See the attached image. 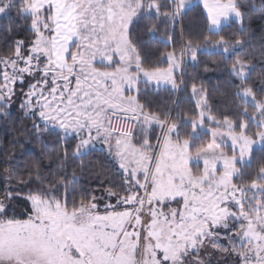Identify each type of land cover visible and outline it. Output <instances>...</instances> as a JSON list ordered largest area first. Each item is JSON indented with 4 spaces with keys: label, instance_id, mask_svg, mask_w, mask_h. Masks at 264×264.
Masks as SVG:
<instances>
[{
    "label": "snow or ice",
    "instance_id": "6c2138e0",
    "mask_svg": "<svg viewBox=\"0 0 264 264\" xmlns=\"http://www.w3.org/2000/svg\"><path fill=\"white\" fill-rule=\"evenodd\" d=\"M190 2L0 0V16L10 25L24 21L20 31L28 33L0 55V113L20 99L33 128L55 133L63 159L69 149L75 159L99 143L119 176L98 190L66 169L44 176L37 167L8 183L0 195V264H213L217 253L229 264H264V162L250 176L237 166L251 165L253 145L264 148V95L249 83L250 65L237 58L230 69L242 100L237 118L221 119L198 102V116L178 123L141 100L153 81L176 88L178 60L197 58L201 46L190 38L179 57L174 43ZM201 3L204 44L227 56L224 37L213 43L210 35L222 21L242 24L244 5ZM142 20L151 21L144 30L152 35L171 24L166 68L148 63L133 32ZM205 120L217 127L193 151ZM181 124L191 131L182 135Z\"/></svg>",
    "mask_w": 264,
    "mask_h": 264
},
{
    "label": "trees",
    "instance_id": "16d2710c",
    "mask_svg": "<svg viewBox=\"0 0 264 264\" xmlns=\"http://www.w3.org/2000/svg\"><path fill=\"white\" fill-rule=\"evenodd\" d=\"M191 2L194 3L189 6L190 10L182 22L175 24L174 43L177 55L180 44L189 38L194 47L211 46L205 45L203 40L209 33L205 31V22L200 17L202 5L195 0ZM240 3L244 5L242 24L240 21L230 20L210 35L213 43L224 37V42L229 48L227 56L222 50L198 51L196 60L183 62L179 93L175 94L169 87L150 85L146 91L141 92V100L147 101L154 111L169 113L176 99L172 118L178 123L181 117L190 121L194 115L198 116L196 103L192 98V86L195 84L196 89L204 95L205 104L211 108L213 114L221 119L223 115L237 118L236 105L241 104L242 100L236 97L239 81L230 72L237 58L247 61L250 65L248 80L259 90L256 93L257 97L264 95V0H240ZM10 19L0 17V55L8 51L11 41L23 39L28 35L26 31H20L24 21H19V25H10ZM149 23L151 21H139L133 26L134 35L144 43L148 63L156 66L157 61H161L158 66L166 68L167 61L161 57L173 49V44L168 42L171 24L167 33L165 25L161 24L159 31L152 35L144 30V25ZM9 26L12 27V33L7 30ZM237 39L242 41L241 45L235 44ZM144 87L142 84L141 89ZM17 91L19 92V88ZM19 105L20 99L14 97L6 113H0V195L8 183L14 186L15 179L21 174L27 179L29 172H35L37 167H40L44 176L66 169L69 177L75 174L80 185L92 189L102 190L101 185L107 187L110 183H119V176L102 149H93L87 155L75 159L71 156L72 149H69V157L63 159L58 155L63 152V145L57 142L55 133L51 130L33 128L32 119L25 115ZM205 109L207 111V108ZM251 112L252 109L249 108V113ZM180 131L183 135L184 132L191 131V128L181 124ZM205 137V134L201 133L193 141V151L204 143ZM262 162L264 148L260 145L253 149L250 166L247 163L237 166L242 167L250 176ZM24 207V201L19 200L17 211L22 212Z\"/></svg>",
    "mask_w": 264,
    "mask_h": 264
},
{
    "label": "rangeland",
    "instance_id": "374dc122",
    "mask_svg": "<svg viewBox=\"0 0 264 264\" xmlns=\"http://www.w3.org/2000/svg\"><path fill=\"white\" fill-rule=\"evenodd\" d=\"M195 2L202 5L201 0H195ZM193 3L194 2H190V5L193 4ZM230 20H233L235 22H239L235 18H232ZM230 20L222 21V24L219 26V28L222 25H225L226 23H228ZM213 31H217V30H213ZM209 50H222V47H213L212 44H211V46L209 45L207 47L206 46L201 47L199 51H209ZM177 56L179 57V54ZM186 60L193 61L192 58H191V54L190 53L186 54V56L183 58L182 61L178 60V62L181 63V68L175 72V79H176V82H177L176 88H173L171 84L164 83L163 81H161L159 84H157L155 81H153L151 85L160 86V87H169L175 92V94L179 93L180 88H181L180 86H181V73H182L183 62H185ZM192 96H193L192 98H194V100H195L196 105H197L198 102H200L202 104H205L204 95L200 91L197 90L196 93H192ZM175 103H176V99L174 100V104L172 105V107H171V109L169 111V113L171 115V118H172L173 113H174ZM204 110L206 111V109H204ZM199 111H200V109L197 108V112H199ZM216 127H217V125L215 123L205 120L204 125L197 129L196 136L198 137L201 133H204L205 136H206L204 143H207L212 138L211 137V131L214 128H216ZM221 131H224V129H221ZM217 139L219 140V138H217ZM226 143H227V146H228L226 150L231 152V141L230 140H226ZM259 146H260V144L257 143L255 145H253V149L256 148V147H259ZM94 149H102V145L98 143V144H96ZM245 163H242V164H245ZM217 261H219V264H229V260H227L220 253H217L215 255V257L213 258V264H217Z\"/></svg>",
    "mask_w": 264,
    "mask_h": 264
}]
</instances>
